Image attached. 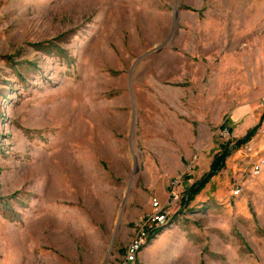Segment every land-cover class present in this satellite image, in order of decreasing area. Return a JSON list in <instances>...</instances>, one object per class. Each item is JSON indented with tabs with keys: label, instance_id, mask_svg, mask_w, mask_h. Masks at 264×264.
I'll use <instances>...</instances> for the list:
<instances>
[{
	"label": "rangeland",
	"instance_id": "obj_1",
	"mask_svg": "<svg viewBox=\"0 0 264 264\" xmlns=\"http://www.w3.org/2000/svg\"><path fill=\"white\" fill-rule=\"evenodd\" d=\"M262 104L264 0H0V264H121L177 175L139 264H264L245 152L188 195Z\"/></svg>",
	"mask_w": 264,
	"mask_h": 264
},
{
	"label": "built area",
	"instance_id": "obj_2",
	"mask_svg": "<svg viewBox=\"0 0 264 264\" xmlns=\"http://www.w3.org/2000/svg\"><path fill=\"white\" fill-rule=\"evenodd\" d=\"M231 128L224 126L221 134L231 139ZM243 150L250 158V173L259 176L264 172V104L261 105V116L257 130L252 138L243 145ZM185 178L177 175L168 181L167 197L164 201L154 197L151 202L152 212L139 223L138 230L127 245L121 264H139V253L151 239L174 220V214L182 207L185 198ZM241 187L236 186L233 193L238 195ZM178 208V209H177ZM177 209V210H176Z\"/></svg>",
	"mask_w": 264,
	"mask_h": 264
},
{
	"label": "trees",
	"instance_id": "obj_3",
	"mask_svg": "<svg viewBox=\"0 0 264 264\" xmlns=\"http://www.w3.org/2000/svg\"><path fill=\"white\" fill-rule=\"evenodd\" d=\"M257 130V126L252 128L251 130H249V132L242 138L238 139L235 143V145L233 146V149H235V147H241L243 146L246 142H248L252 136L254 135V133ZM232 147H224V149H222V152L218 155L216 154L212 165H211V170L205 174L200 180H198L196 183H194L193 185H191L189 188V192L188 195L189 198L193 197L192 195H194L196 192L198 193L200 191V189L204 188L205 185L207 184V182L211 179L212 176H214V174L219 171L225 164V161L227 159V157L231 154L232 152ZM199 188V189H198Z\"/></svg>",
	"mask_w": 264,
	"mask_h": 264
},
{
	"label": "crops",
	"instance_id": "obj_4",
	"mask_svg": "<svg viewBox=\"0 0 264 264\" xmlns=\"http://www.w3.org/2000/svg\"><path fill=\"white\" fill-rule=\"evenodd\" d=\"M242 114H238L237 116H235L234 118H232V124L233 125H235V126H232L231 125V132L233 133V135H234V137H235V143H236V141L238 140V139H240V138H242V137H244L248 132H249V130H251L252 128H254V127H256L257 125L256 124H254L255 122L253 121V120H251V119H244V120H242V116H241ZM238 122H242V123H238ZM254 122V123H253ZM236 133V134H235ZM237 137V138H236ZM234 143V144H235ZM237 148V149H236ZM242 148V149H241ZM232 150V152H231V154L233 153V152H235L236 150L239 152H244V150H243V146H241V147H235V149H231ZM239 152V153H240ZM216 155V154H215ZM230 156L231 155H229L228 157H227V159L228 158H230ZM248 156V155H247ZM248 158H249V156H248ZM227 159H226V161H225V164H224V166L226 165V163H228V161H227ZM246 161V160H245ZM249 161H250V159H249ZM248 161V162H249ZM212 162L213 161H211V162H209V164H208V167H209V169L211 168V165H212ZM249 165H250V162L248 163ZM234 165V164H233ZM264 173V172H263ZM214 176H216V175H214ZM214 176H212L211 177V179L207 182V184L206 185H208V184H210L211 183V180H212V178H214ZM193 183V182H192ZM192 183H190V185H193ZM206 185H205V187H206ZM204 187V188H205Z\"/></svg>",
	"mask_w": 264,
	"mask_h": 264
}]
</instances>
